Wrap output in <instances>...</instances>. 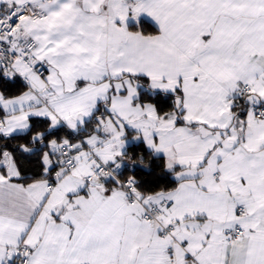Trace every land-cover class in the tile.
Listing matches in <instances>:
<instances>
[{"label":"snow or ice","instance_id":"1","mask_svg":"<svg viewBox=\"0 0 264 264\" xmlns=\"http://www.w3.org/2000/svg\"><path fill=\"white\" fill-rule=\"evenodd\" d=\"M0 264H264V0H0Z\"/></svg>","mask_w":264,"mask_h":264}]
</instances>
